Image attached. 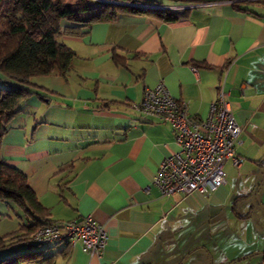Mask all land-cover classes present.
<instances>
[{
    "label": "crops",
    "instance_id": "obj_1",
    "mask_svg": "<svg viewBox=\"0 0 264 264\" xmlns=\"http://www.w3.org/2000/svg\"><path fill=\"white\" fill-rule=\"evenodd\" d=\"M170 11L178 18L121 12L63 36L70 69L35 76L7 124L1 156L26 175L45 218L91 216L107 233L97 256L79 243L45 246L51 264H264V2ZM158 82L199 118L226 92L241 131L225 183L208 195H162L154 183L174 133L134 105Z\"/></svg>",
    "mask_w": 264,
    "mask_h": 264
},
{
    "label": "trees",
    "instance_id": "obj_2",
    "mask_svg": "<svg viewBox=\"0 0 264 264\" xmlns=\"http://www.w3.org/2000/svg\"><path fill=\"white\" fill-rule=\"evenodd\" d=\"M89 1L0 0V76L6 81V86H0V144L20 103L35 92L32 78L54 72L64 75L70 69L75 52L64 43L63 36H83L94 23L114 21L121 12L148 11L166 21L178 18L167 9H145L132 3L185 6L213 0H112L115 2H96L95 11H91ZM0 200L16 204L27 219L22 232L0 237V250L18 242L31 244L35 227L51 222L45 218L46 209L26 175L7 163L1 153ZM43 250L0 257V264H51L52 256H44Z\"/></svg>",
    "mask_w": 264,
    "mask_h": 264
},
{
    "label": "built area",
    "instance_id": "obj_3",
    "mask_svg": "<svg viewBox=\"0 0 264 264\" xmlns=\"http://www.w3.org/2000/svg\"><path fill=\"white\" fill-rule=\"evenodd\" d=\"M132 5L167 10L186 6ZM134 107L143 117L169 124L174 133L177 148L163 158L154 176V183L162 195L194 192L208 195L225 183L223 164L234 157L241 128L222 87L210 103L205 118L190 116L186 105L174 98L162 82L144 88L140 101ZM31 241L44 246L79 243L83 252L97 256L106 244L107 233L103 225L91 216H83L38 225L31 234Z\"/></svg>",
    "mask_w": 264,
    "mask_h": 264
},
{
    "label": "rangeland",
    "instance_id": "obj_4",
    "mask_svg": "<svg viewBox=\"0 0 264 264\" xmlns=\"http://www.w3.org/2000/svg\"><path fill=\"white\" fill-rule=\"evenodd\" d=\"M103 1L115 2L112 0H90L89 6L92 8L91 11L96 10V8H94L97 5L96 2H103ZM116 3H120V2H116ZM145 5H152V4H145ZM35 79L36 77L32 78V80ZM0 86H6L5 78L1 76H0ZM26 222L27 219L22 209H20L13 202H5L0 200V237L6 235L9 236L11 234L22 232V225L26 224ZM44 247H45L44 245H34L32 243L26 244L25 242L13 243L0 250V257H6L16 252L44 249Z\"/></svg>",
    "mask_w": 264,
    "mask_h": 264
}]
</instances>
